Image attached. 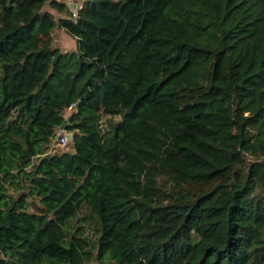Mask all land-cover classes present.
Masks as SVG:
<instances>
[{
  "label": "trees",
  "instance_id": "1",
  "mask_svg": "<svg viewBox=\"0 0 264 264\" xmlns=\"http://www.w3.org/2000/svg\"><path fill=\"white\" fill-rule=\"evenodd\" d=\"M93 263L264 264V0H0V264Z\"/></svg>",
  "mask_w": 264,
  "mask_h": 264
},
{
  "label": "rangeland",
  "instance_id": "2",
  "mask_svg": "<svg viewBox=\"0 0 264 264\" xmlns=\"http://www.w3.org/2000/svg\"><path fill=\"white\" fill-rule=\"evenodd\" d=\"M83 1V0H80ZM81 7V5H80ZM76 8V7H74ZM53 43L55 46H57L58 48H60L61 50H63L64 52H71L76 50L77 48V42L76 40L72 39L64 30L62 29H58L56 30L53 35ZM71 112V111H70ZM70 112L68 113V115L70 114ZM64 132V130H60L58 132V134L60 132ZM52 151H56V152H71L72 151V141L69 142L68 146L65 148H61L60 146H58L57 143L54 144V147L52 148ZM96 264V263H93Z\"/></svg>",
  "mask_w": 264,
  "mask_h": 264
},
{
  "label": "built area",
  "instance_id": "3",
  "mask_svg": "<svg viewBox=\"0 0 264 264\" xmlns=\"http://www.w3.org/2000/svg\"><path fill=\"white\" fill-rule=\"evenodd\" d=\"M69 4H70V7L72 8H74V7H77L76 5H74L72 2H69ZM75 10H76V8H74ZM57 144H58V146H60L61 148H65V147H67L68 146V144H69V142H70V140H69V138H68V135H67V133L64 131H62V132H60L59 134H57Z\"/></svg>",
  "mask_w": 264,
  "mask_h": 264
},
{
  "label": "water",
  "instance_id": "4",
  "mask_svg": "<svg viewBox=\"0 0 264 264\" xmlns=\"http://www.w3.org/2000/svg\"><path fill=\"white\" fill-rule=\"evenodd\" d=\"M62 130H63V129H62ZM67 135H68L69 140L72 141V140H73V134H72V133H68ZM50 156H51L50 154H47V155H45L44 157H45V158H49Z\"/></svg>",
  "mask_w": 264,
  "mask_h": 264
},
{
  "label": "clouds",
  "instance_id": "5",
  "mask_svg": "<svg viewBox=\"0 0 264 264\" xmlns=\"http://www.w3.org/2000/svg\"><path fill=\"white\" fill-rule=\"evenodd\" d=\"M65 131V130H64ZM66 132V131H65ZM67 133V132H66ZM68 134V133H67Z\"/></svg>",
  "mask_w": 264,
  "mask_h": 264
},
{
  "label": "crops",
  "instance_id": "6",
  "mask_svg": "<svg viewBox=\"0 0 264 264\" xmlns=\"http://www.w3.org/2000/svg\"><path fill=\"white\" fill-rule=\"evenodd\" d=\"M73 150V149H72Z\"/></svg>",
  "mask_w": 264,
  "mask_h": 264
}]
</instances>
